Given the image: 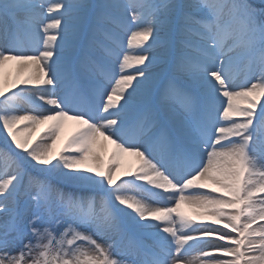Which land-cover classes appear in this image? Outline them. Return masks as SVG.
Segmentation results:
<instances>
[{
	"label": "snow or ice",
	"instance_id": "obj_1",
	"mask_svg": "<svg viewBox=\"0 0 264 264\" xmlns=\"http://www.w3.org/2000/svg\"><path fill=\"white\" fill-rule=\"evenodd\" d=\"M0 264H264V0H0Z\"/></svg>",
	"mask_w": 264,
	"mask_h": 264
},
{
	"label": "bare ground",
	"instance_id": "obj_2",
	"mask_svg": "<svg viewBox=\"0 0 264 264\" xmlns=\"http://www.w3.org/2000/svg\"><path fill=\"white\" fill-rule=\"evenodd\" d=\"M15 72H16V68H15L14 65H12V66L9 67V69L6 70V76L8 74L14 75ZM46 127H47V125H46ZM77 127H78V124H77L76 121L69 120V121L65 122L64 130H63L61 139H60V141H58V143L56 145V148H55L56 152H59L64 147V144H65L68 136H70L77 129ZM113 148H114V146L109 145V149H108L109 155L111 154V151L113 150ZM124 164H125V168L122 169V172L124 170H126L127 168H129V167H134L135 158L131 157V156H126ZM182 210L185 213H187L188 215H193V216H195L197 214V211H198L193 205L187 204V203L182 205ZM206 221H210V220L197 221V223H207Z\"/></svg>",
	"mask_w": 264,
	"mask_h": 264
},
{
	"label": "rangeland",
	"instance_id": "obj_3",
	"mask_svg": "<svg viewBox=\"0 0 264 264\" xmlns=\"http://www.w3.org/2000/svg\"><path fill=\"white\" fill-rule=\"evenodd\" d=\"M46 128V125H41L40 128L37 130L35 136L33 137L34 139L36 138V136H39L42 134V132L44 131V129ZM206 224H210L211 221H206Z\"/></svg>",
	"mask_w": 264,
	"mask_h": 264
}]
</instances>
